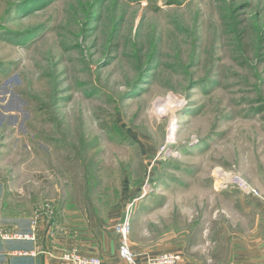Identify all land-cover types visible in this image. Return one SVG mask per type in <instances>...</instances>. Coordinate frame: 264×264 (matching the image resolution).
Returning a JSON list of instances; mask_svg holds the SVG:
<instances>
[{
  "label": "rangeland",
  "instance_id": "obj_1",
  "mask_svg": "<svg viewBox=\"0 0 264 264\" xmlns=\"http://www.w3.org/2000/svg\"><path fill=\"white\" fill-rule=\"evenodd\" d=\"M26 1L0 0V230L134 202L141 252L240 245L264 200V0Z\"/></svg>",
  "mask_w": 264,
  "mask_h": 264
},
{
  "label": "crops",
  "instance_id": "obj_2",
  "mask_svg": "<svg viewBox=\"0 0 264 264\" xmlns=\"http://www.w3.org/2000/svg\"><path fill=\"white\" fill-rule=\"evenodd\" d=\"M246 203H252L257 211L247 212L246 215L252 213L251 220H253L254 225L251 229H247L244 234L240 235L242 238V243L237 245L238 242L231 243L226 242L225 247L218 244V240H210V257L202 263L204 259L201 254H197L201 260L196 259V254H193L192 258L189 255L190 247L182 248L180 251L184 254V260L180 264H264V229L260 228V221L264 222V201L263 200H244ZM149 204V203H148ZM142 211H147V208L143 207ZM115 212V213H114ZM112 214L106 217L97 218L93 214L90 215L89 221L85 222L80 216L72 217V220L83 221L82 223H75L72 225H63L59 231L55 232V241L50 238H41L39 242L34 243L30 241H4L0 236V264H60L53 255L52 247L63 249L67 246H76L80 249L83 255L87 256H98L103 260V264H124L118 259V242L115 234L110 231V228H105L106 223H111L119 221L121 216L119 210L114 211ZM67 214H65L66 217ZM67 218V217H66ZM118 219V220H117ZM264 225V224H263ZM18 228V226H15ZM63 229V230H61ZM15 230V229H14ZM61 230V231H60ZM23 232L21 229L18 230ZM29 230L25 231L28 232ZM55 244L52 246V242ZM196 242V241H195ZM215 244V245H214ZM206 245V243H205ZM204 247L202 243H195L193 246V253L196 252L195 249ZM205 248V247H204ZM202 248V249H204ZM133 249L139 253L147 256H156L159 254L156 251L146 250V252H141L137 248ZM224 250L225 261H221L216 256V253ZM199 250V253L206 252V250ZM14 252H28L27 256H17L13 255ZM35 252V256L32 254ZM52 253V256H51ZM197 253V252H196ZM215 253V256H214ZM203 254V253H202ZM144 258V257H143Z\"/></svg>",
  "mask_w": 264,
  "mask_h": 264
},
{
  "label": "built area",
  "instance_id": "obj_3",
  "mask_svg": "<svg viewBox=\"0 0 264 264\" xmlns=\"http://www.w3.org/2000/svg\"><path fill=\"white\" fill-rule=\"evenodd\" d=\"M228 176L227 174H221ZM228 178V177H227ZM234 185L247 196L261 198L260 193L251 187L243 178H235ZM221 179V183H226ZM264 201V200H263ZM135 203L127 206V210L123 219L119 220L115 226L114 231L118 238V259L124 264H180L184 260L182 252H165L156 256H145L138 251H135L131 243L132 233V219L134 217ZM63 225L55 219V209L52 202H47L35 210L28 232H21L15 230H0V236L4 241H30L37 243L42 235L55 241V232ZM52 242V246L55 244ZM55 246V245H54ZM52 247L53 255L55 253L60 264H103V260L98 256L83 255L78 247H65L63 249ZM51 253V256H52ZM13 255L27 256L28 252H14ZM35 256V252L32 254ZM144 257V258H143Z\"/></svg>",
  "mask_w": 264,
  "mask_h": 264
},
{
  "label": "trees",
  "instance_id": "obj_4",
  "mask_svg": "<svg viewBox=\"0 0 264 264\" xmlns=\"http://www.w3.org/2000/svg\"><path fill=\"white\" fill-rule=\"evenodd\" d=\"M35 1H37V0H27V1L24 2V3H19V4L17 5V7L23 6V7H24V10H26V11H27V10L30 11V10H31L30 5H31L33 2H35ZM176 3H177V2H176ZM176 3L171 2V4H168V5H174V4H176ZM178 4L181 5L182 2L179 1ZM17 7H16V8H17ZM33 9H34V7H32V10H33ZM234 28H235V26H234ZM133 47L136 49V44H133ZM155 56H156V53H154V55L150 56V57L148 58V60H147L146 62L142 63V64H141V62L143 61V59L140 60L139 65L137 66V68H143L144 66H145L146 68H145V70H142V74H140L139 78H138L136 81H134V83L129 87V91H128L127 93H125V97H129L130 95L133 96V95L135 94V92H136L139 88H141L143 82L145 81V75H146L148 72L151 71V67H152V65H153V61H154ZM212 83H213V82H212L211 77H208L205 81H203L202 83L197 84V85H198L199 87H205L206 84L211 85ZM204 84H205V85H204ZM44 201H45V200H44ZM55 209H56V210H55V219L58 221V220H60V215H59V214H60V212L63 210V208H62V207H61V208L55 207ZM41 238H45L44 235H42ZM41 238H40V239H41Z\"/></svg>",
  "mask_w": 264,
  "mask_h": 264
},
{
  "label": "bare ground",
  "instance_id": "obj_5",
  "mask_svg": "<svg viewBox=\"0 0 264 264\" xmlns=\"http://www.w3.org/2000/svg\"><path fill=\"white\" fill-rule=\"evenodd\" d=\"M174 130H175V131L173 132V133H174L173 136H176V134H175V133H176V129L174 128ZM173 136H172V135L170 136V139H169V143H170V144H172L173 141H174V137H173ZM172 139H173V140H172Z\"/></svg>",
  "mask_w": 264,
  "mask_h": 264
}]
</instances>
